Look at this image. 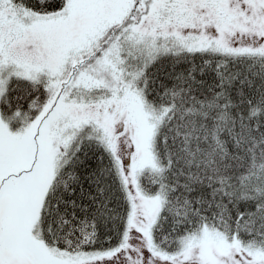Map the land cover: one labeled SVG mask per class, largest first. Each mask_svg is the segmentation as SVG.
Returning a JSON list of instances; mask_svg holds the SVG:
<instances>
[{
    "label": "snow or ice",
    "instance_id": "1",
    "mask_svg": "<svg viewBox=\"0 0 264 264\" xmlns=\"http://www.w3.org/2000/svg\"><path fill=\"white\" fill-rule=\"evenodd\" d=\"M0 264H264V0H0Z\"/></svg>",
    "mask_w": 264,
    "mask_h": 264
}]
</instances>
